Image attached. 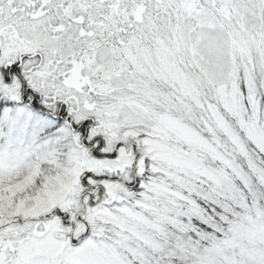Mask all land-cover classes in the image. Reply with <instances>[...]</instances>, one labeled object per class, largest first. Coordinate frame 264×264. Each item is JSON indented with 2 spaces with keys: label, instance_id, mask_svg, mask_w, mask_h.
<instances>
[{
  "label": "snow or ice",
  "instance_id": "obj_1",
  "mask_svg": "<svg viewBox=\"0 0 264 264\" xmlns=\"http://www.w3.org/2000/svg\"><path fill=\"white\" fill-rule=\"evenodd\" d=\"M0 264H264V0H0Z\"/></svg>",
  "mask_w": 264,
  "mask_h": 264
}]
</instances>
